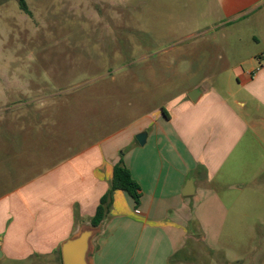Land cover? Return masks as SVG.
I'll list each match as a JSON object with an SVG mask.
<instances>
[{"label": "crops", "instance_id": "crops-1", "mask_svg": "<svg viewBox=\"0 0 264 264\" xmlns=\"http://www.w3.org/2000/svg\"><path fill=\"white\" fill-rule=\"evenodd\" d=\"M213 31L216 89L188 86L167 106L140 116L131 133L121 129L45 173L21 205L0 211V261L62 264L61 244L90 224L120 160L140 188V202L113 192L93 264H204L206 250L219 253L226 201L243 188L238 177L253 182L252 169L264 162V0H216V21L178 40L197 46L193 70L207 66L202 48L210 40L202 36ZM192 90L200 92L195 103ZM141 133L143 145L136 140ZM242 261L225 254L220 263Z\"/></svg>", "mask_w": 264, "mask_h": 264}, {"label": "rangeland", "instance_id": "rangeland-1", "mask_svg": "<svg viewBox=\"0 0 264 264\" xmlns=\"http://www.w3.org/2000/svg\"><path fill=\"white\" fill-rule=\"evenodd\" d=\"M26 3L30 15L18 0H0L3 212L21 205L20 197L35 190L45 173L80 150L121 129L131 133L140 116L167 106L188 86L216 89L218 84L216 31L202 36L210 46L202 48L209 56L202 53L207 66L199 71L193 70L196 50H191L197 46L178 42L216 21V0ZM183 63L189 69L171 70ZM252 170L253 182L238 177L245 184L226 201L219 253L206 250L204 264H222L225 254L243 259L240 264H264V162Z\"/></svg>", "mask_w": 264, "mask_h": 264}, {"label": "water", "instance_id": "water-1", "mask_svg": "<svg viewBox=\"0 0 264 264\" xmlns=\"http://www.w3.org/2000/svg\"><path fill=\"white\" fill-rule=\"evenodd\" d=\"M200 96L198 90H192L188 93V98L195 103ZM145 133L138 134L136 140L140 145L145 142ZM191 185V181L186 183V189ZM188 194V193H186ZM102 232V223L98 226L82 223L78 226L76 232L66 239L60 246L62 264H93L94 240ZM2 257L0 251V259Z\"/></svg>", "mask_w": 264, "mask_h": 264}, {"label": "trees", "instance_id": "trees-1", "mask_svg": "<svg viewBox=\"0 0 264 264\" xmlns=\"http://www.w3.org/2000/svg\"><path fill=\"white\" fill-rule=\"evenodd\" d=\"M18 6L23 13L27 15L31 14L26 0H18ZM161 111L165 113L163 108ZM117 190L125 192L133 200L135 206L139 205L141 197L140 188L132 179L129 170L124 166L121 160L113 167L110 187L107 193L102 196L96 207L94 216L90 221L92 226H98L103 222L111 204L112 194Z\"/></svg>", "mask_w": 264, "mask_h": 264}]
</instances>
